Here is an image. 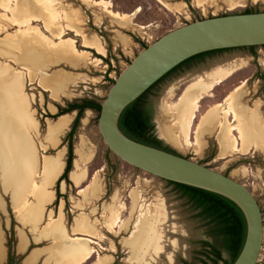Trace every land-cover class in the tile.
I'll list each match as a JSON object with an SVG mask.
<instances>
[{"label":"rangeland","instance_id":"374dc122","mask_svg":"<svg viewBox=\"0 0 264 264\" xmlns=\"http://www.w3.org/2000/svg\"><path fill=\"white\" fill-rule=\"evenodd\" d=\"M107 1L110 2L109 8L112 11L127 14L130 18L120 21L110 16L104 8L82 0H62L58 5L61 11L70 12L69 9L77 11L82 22L79 24L82 33L89 38L88 40H96L103 45L105 54L83 47V37L67 30L66 37L75 39L79 50H88L91 53L89 59H82L77 66L68 61L56 60V57L42 60L20 52L0 55V67L7 63L13 73L23 70L22 65L31 70L29 75L26 72L20 74L22 75L19 81L22 84L20 93L27 100L29 114L37 122V128L25 130L22 127L21 130L27 135L29 142L31 141L40 163L43 155L55 157L63 147L66 148V162L68 152L66 136L77 112L67 113L73 114L72 122L68 130L60 136V143L51 146L47 141V135L49 127L58 120V111L67 108L74 101L83 99H93L101 103L112 85L109 79L115 80L147 45L167 32L197 19L247 11H264V0H206L202 7L196 0ZM170 5L171 8L173 6L172 9ZM1 9L0 15L5 13ZM5 23L8 24L7 21ZM36 24L45 31L43 23ZM17 30L18 27L14 25L3 28L0 32V48L7 39L5 37L16 34ZM45 34L50 38L53 36L50 32ZM251 52L254 54H250ZM207 58H210V62L205 67L200 66L203 72H190L179 76L178 72L181 70H176L154 87L144 101L152 110L154 133L166 145L179 155L230 176L251 190L259 204L263 221V242L257 264H264V143L262 144L260 139H255L258 146L250 143L246 152L234 154L228 152L224 158H221L217 137L219 129L215 126L211 130L202 132L199 138L202 143L200 147L195 144V133L200 116L210 106L221 103V96L228 97L229 93L238 86L237 78L252 75L255 70L264 72V46H257L253 50L247 47L234 48L209 55ZM95 59H100L101 62H94ZM192 65L193 63H190L182 68ZM226 69H233L235 73L223 83L214 85L206 95H203L191 128L190 145L182 138L177 143L174 139L163 137L160 133L161 128L173 127L176 121L174 110L167 112L166 106L175 105L188 85L199 79L205 83H213L218 71ZM52 77L64 84L56 99L51 98L50 92L42 86L45 84L43 79ZM10 78L2 77L0 84L8 83L12 79ZM257 82L254 76L251 80V93L257 88L259 84ZM244 90L247 92V88L242 87L234 96L235 105L246 113L255 111L260 122L259 126L264 129V112H261L264 107L260 109L261 96H253V105L250 104L251 108H249L246 106L247 101L241 102ZM1 91L0 89V96L3 94ZM98 117L97 112L86 109L72 139L74 159L70 172H73L75 165L80 163L84 171L82 180L76 184L68 173L66 179H62L51 188L55 193V199L48 208H44L45 214L40 219L42 221L37 227L38 230L51 219L60 217L67 235L73 237L75 236L73 228L77 219L87 218L97 235L93 242L88 243L90 244L88 247L93 248L94 252L83 264H95L99 257L108 259L107 264H183V261L201 264L198 261L202 256L197 252L200 250V241L207 237L202 225L195 221L194 214L185 199L166 180L129 165L113 154L104 144L98 131ZM13 118L11 120L14 121ZM234 121L236 123L232 124L238 133V136H235L239 138V126L244 130L246 126L235 119ZM173 130L179 133L178 128L173 127ZM215 133H217L216 138ZM241 142L242 140L240 144ZM42 146H46V149L43 150ZM79 149L87 155L86 159L80 162H78ZM62 183L65 184L64 187ZM2 196L5 200V211L0 210V225L4 232L6 248V260L3 264L8 262L9 249L13 254L12 264H58V262L65 264L66 256L58 257L54 254L53 235L38 237V230L32 225L31 231L29 228L22 229L15 219L16 213L14 215L10 196L8 194ZM112 211H116L119 220L114 221ZM113 221L112 226L110 223ZM150 222H154L153 226L159 237L158 247L161 250L155 251L152 247L141 250L137 247V242H134L133 235L136 232L137 239L147 240L144 231ZM19 228L22 229L20 233L25 236L26 241L29 240V245H26L27 248L25 247L23 252L17 249ZM68 244L71 242L66 237L59 243L61 247ZM41 249L44 251L36 262L26 263L25 260L32 251ZM223 256L226 258L227 254L224 253ZM77 258L79 259L80 256L68 257L72 259L70 261Z\"/></svg>","mask_w":264,"mask_h":264},{"label":"bare ground","instance_id":"6f19581e","mask_svg":"<svg viewBox=\"0 0 264 264\" xmlns=\"http://www.w3.org/2000/svg\"><path fill=\"white\" fill-rule=\"evenodd\" d=\"M60 1L0 0V8L5 11V13L0 15V32L5 26L14 25L18 27L16 34L5 37L7 39L1 44L0 55L5 56L6 54L20 52L23 55H32V57L41 58L42 60H49V58L56 57V60L68 61L77 66L82 59H89L91 53L88 50H79L76 46V40L66 37L67 30L74 32L76 36L83 37V47L92 48L100 54H105V47L103 45L96 40H88L89 38H86L82 33L79 28V24L82 22L78 17L77 11L72 9H69L70 12L61 11L60 6H58L60 5ZM82 1L104 8L110 16L120 21H126L130 18L127 14H119L112 11L111 8H109L110 2L107 0ZM196 2L202 7L205 4L204 2L207 1L196 0ZM31 8H34V10H30ZM5 21H7L8 24H6ZM38 22L43 23L45 31L36 24ZM45 32H50L51 36L53 35L55 39H53V36L50 38ZM46 42L48 43L46 44ZM14 62L16 63V60ZM94 62L100 63L101 60L95 59ZM8 66L9 64L6 63L2 64L0 67V79L6 76L12 78H10L11 80H9L8 83L0 84V89L3 91H1L3 94L0 96V183L6 188L13 190L11 196L14 201V212L18 218L20 220L28 218L32 226L37 228L41 224L40 221H42L40 219L43 208H45L44 206L52 201L53 195L51 188L54 186L53 184H55L53 183L55 176L61 173L60 170L63 168V159H65L64 152H58L55 157L43 155L42 162L40 163L31 141L29 142L28 139L24 142L20 139L18 128L22 129L23 127L25 130L37 128V122L29 114L27 100H25L20 93L22 90V84L19 82L20 78L25 72L29 75L31 70L25 65H22L23 70H18L13 73ZM233 71V69L219 70L213 83H205V81L199 79L188 85L175 105L166 106L167 112L173 109L176 114V121L173 127L178 128L179 133H176L177 131L175 132L173 127L165 126L160 130L161 135L168 139H174L177 143L180 138H182L190 145L191 128L197 112L199 111V103L203 95L207 94V91L211 90L214 85L221 84L230 78ZM43 80L45 83L42 85L44 89L50 92L51 98L56 99L64 88L63 82L54 77L45 78ZM241 89L242 85L235 88L229 93L228 97H226L225 103H216L210 106L205 113L200 116L195 133V144L197 146L200 147L202 144L199 140L202 132L204 130H211L215 126L219 129L217 137L222 153L221 158H224L228 152L232 154L236 152H246L249 145H251L250 143L258 146L255 139H260V141H262L261 143H264V129L260 128V122L258 121L255 111L246 113L235 105L234 96ZM23 95H25V93ZM224 105H226V107ZM231 115L236 121L240 122L241 125L246 126V130H244L242 126V128L239 126V138L234 134L236 127L229 121V116ZM11 118H13L14 121L11 120ZM69 118L70 117L67 115L60 116L57 118V125H51L49 130L47 129L48 142L55 141L57 131H60L59 134L63 132L66 126H68ZM84 121H86V119ZM33 133L32 131V134ZM240 140H242L241 144ZM42 148L45 150L46 146H42ZM78 153V162L86 159L87 155H85L82 149H79ZM83 176L84 171L80 163H77L74 171L71 173V179L76 184H79ZM162 204L163 203H161V205ZM112 213L115 217L114 221L119 220V215H117L116 211H112L111 214ZM114 221L110 223L112 226ZM153 223L154 222H150L146 225L147 229L144 231L147 234L146 241L142 240V238L137 239V232L133 235L135 239L134 242H137V247L141 250H148L150 247L155 251L160 249V247H158L159 237L157 236L158 234L155 231ZM73 232L75 236H68L63 220L58 217L57 219L53 218L48 221L44 227H40L37 236L47 237L53 235L52 238H54L55 243L54 254L58 257L66 256L67 259L65 261L66 263L64 262L65 264H83L90 259L94 252L93 248L88 247V245H90L88 243L93 242L97 234L95 233L94 227L85 217L77 219ZM65 237L69 238L71 244L61 247L59 243H61ZM25 243L26 238L22 235L20 247L24 246ZM43 251V249L34 251L32 257L28 259L26 263L35 261ZM77 255L80 256L77 260L73 259V261H70L72 259H68V257L74 258ZM1 261L2 251L0 249V263ZM107 262H109L108 259L99 257L95 264H107ZM58 264L63 263L58 262Z\"/></svg>","mask_w":264,"mask_h":264},{"label":"water","instance_id":"95a60500","mask_svg":"<svg viewBox=\"0 0 264 264\" xmlns=\"http://www.w3.org/2000/svg\"><path fill=\"white\" fill-rule=\"evenodd\" d=\"M249 46H264V11L197 19L167 32L119 73L101 102L97 123L104 144L122 161L163 180L221 195L241 210L246 235L233 264H257L262 248V213L251 190L189 158L129 138L118 122L129 104L183 61L212 50Z\"/></svg>","mask_w":264,"mask_h":264},{"label":"trees","instance_id":"16d2710c","mask_svg":"<svg viewBox=\"0 0 264 264\" xmlns=\"http://www.w3.org/2000/svg\"><path fill=\"white\" fill-rule=\"evenodd\" d=\"M250 12L252 11L246 13ZM255 47L257 46L247 48L253 50ZM230 49L234 48L197 54L177 65L124 109L118 122L120 130L135 141L178 154L155 135L154 124L150 116L151 107L144 99L154 87L176 69L198 59ZM109 81L111 84L114 83V80L109 79ZM86 109L94 110L99 115L101 103L93 99H83L74 101L67 108L58 111V117L73 111H76L77 114L66 136L68 142L66 165L56 183L66 179L68 173L70 174L74 159L72 139ZM167 183L172 185L185 199L194 214L195 221L200 223L205 230V237L207 238L200 241V250L197 254L202 258L198 262L201 264H233L242 249L246 235V221L241 210L221 195L171 181H167ZM11 253L9 249L7 264H12L13 254ZM224 253L227 254L226 258L223 256ZM183 264H195V262L183 261Z\"/></svg>","mask_w":264,"mask_h":264},{"label":"crops","instance_id":"0c3cea01","mask_svg":"<svg viewBox=\"0 0 264 264\" xmlns=\"http://www.w3.org/2000/svg\"><path fill=\"white\" fill-rule=\"evenodd\" d=\"M64 115H67V116L70 117L69 118V122H68V126H66V128L63 130V132L61 134H59L60 131H57L56 132V136H55L56 139H55V141L48 142L51 146H55V145H58L60 143V141H61L60 136L68 130V128H69V126H70V124L72 122V119H73V114L72 113L71 114H64ZM57 123H58V121H56L52 125L53 126H56ZM18 130H19L18 135H19L20 139H22L24 142H26L28 140L27 135L20 128H18ZM61 152H64V158H65L66 148L63 147L62 150H61ZM63 164L64 165H62V167L65 168V165H66L65 159H63ZM63 168H61V170H60L61 173H58V175L55 176L53 183L56 184V181L58 180V178L61 176V174L64 171ZM71 173H70V178H71ZM55 184H53V185H55ZM64 186H65V184L62 183V187H64ZM12 191L13 190H11L10 188H6L5 186L2 185V183H0V210L5 211V200L3 199V196L2 195L3 194H8L10 196V200H11V203H12L11 207H12V210L14 212V201H13L12 196H11L12 195ZM52 195H53L52 201L50 203H48V204H51L54 201L53 199H55V193L53 192V190H52ZM48 204H46L44 207L45 208L46 207L48 208V206H49ZM43 212H44V208H43ZM44 214H45V212L41 214V218L44 217ZM14 215H15V212H14ZM15 219L20 224V226L22 227V229L29 228V231H31L30 226L32 224L30 223V221H29L28 218H26L24 220H20L19 218H17V215H15ZM22 229L19 228V231H18V234H17V237H18L17 249H18L19 252H23L24 249H25V247H26V245L27 246L29 245V240H28V242L26 241V243H25L24 246L20 247L21 238H22V233H20V232L22 231ZM4 239H5L4 238V232H3V229L1 228V225H0V249L2 251V261H3V262L1 261L0 264H3L5 262V260H6V248L4 246ZM34 251H36V250H34ZM34 251H32L30 253V255L26 258L25 261H27L28 259H30L32 257ZM38 259L39 258H37L36 260H38ZM36 260L35 261H32V262H28V263H34V262H36Z\"/></svg>","mask_w":264,"mask_h":264},{"label":"flooded vegetation","instance_id":"af4514ba","mask_svg":"<svg viewBox=\"0 0 264 264\" xmlns=\"http://www.w3.org/2000/svg\"><path fill=\"white\" fill-rule=\"evenodd\" d=\"M250 54H254V53L251 52ZM208 62H210V58L208 59L207 57H205V58H202V59H198L196 61H193L192 62L193 65L190 66V67L189 66L188 67H185V68H182L181 67V68H178L176 70L177 71L178 70H181V71L178 72L179 73V76L180 75H184L186 73H190V72H198V71H202V69H201L202 67H200V66H204L205 67V65ZM176 70H175V72H176ZM234 71H233V73H235ZM254 76L258 80L257 83H259V84H258L257 88L254 90V92L251 93V90H250L251 89L250 87H252L251 80L253 79ZM237 84H238L237 87H239L240 85H242V87L244 86L245 88H247V92L245 90H244L245 93L243 92V95H242V98H241V102L242 101H247L248 104L246 106L249 107V108H251L250 104L253 105V100H254L253 99V96H256V95L258 96L259 95L262 98V100H261V104L262 105L260 106V109L262 107H264V72H259L258 70H255V72L252 75L249 74L247 77H239V78H237ZM233 86H235V85H233ZM252 91H253V89H252ZM247 97H249V98H247ZM225 99H226L225 98V95L221 96L220 97L221 103H223V102L225 103ZM151 111H150V116H151V121L153 122V120H152V112ZM261 112H264V110H261ZM229 121L231 123H234L235 122L234 119H233V117H232V115L229 116ZM234 134L236 136H238L237 131H234ZM216 135H217V133H215V138H216Z\"/></svg>","mask_w":264,"mask_h":264}]
</instances>
